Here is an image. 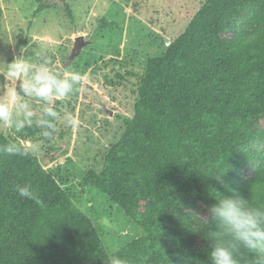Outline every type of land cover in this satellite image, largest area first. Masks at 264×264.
Returning <instances> with one entry per match:
<instances>
[{
  "label": "trees",
  "instance_id": "trees-1",
  "mask_svg": "<svg viewBox=\"0 0 264 264\" xmlns=\"http://www.w3.org/2000/svg\"><path fill=\"white\" fill-rule=\"evenodd\" d=\"M2 19L0 0V30ZM141 66L117 73L120 83L136 78L133 114L117 115L119 136L80 185L109 197L142 234L111 249L65 186L69 175L46 168L56 154L0 155V264H103L109 252L129 264H210L206 218L217 197L264 206V0H201ZM12 131L0 129V144L51 139L34 127ZM17 184H30L39 202ZM238 261L255 257L242 251Z\"/></svg>",
  "mask_w": 264,
  "mask_h": 264
},
{
  "label": "rangeland",
  "instance_id": "rangeland-1",
  "mask_svg": "<svg viewBox=\"0 0 264 264\" xmlns=\"http://www.w3.org/2000/svg\"><path fill=\"white\" fill-rule=\"evenodd\" d=\"M200 2L1 0L0 60L11 61L20 48L29 44L45 51L55 66L82 75L81 84L70 97L61 101L58 111L61 115L65 112L74 114L79 127L72 129L58 123L57 133L49 142H27L41 145L37 155L43 162L51 155H57L46 168L59 172L60 176L69 175L70 181L65 186L76 194L79 205L92 217L102 231L103 241L111 249L140 236L142 228L109 197L90 187L83 188L80 181L85 170L94 164V156L119 136L123 122L117 115L133 114L136 78L120 83L117 73L140 71L147 58L161 54L165 46L185 29ZM41 5L44 8L39 10ZM79 35L84 36V45L66 64L75 37ZM111 81L118 84L112 85ZM3 82L0 76V83ZM33 103L39 115L38 102ZM0 129L13 133L4 126ZM50 146L56 147L57 151L49 150Z\"/></svg>",
  "mask_w": 264,
  "mask_h": 264
},
{
  "label": "clouds",
  "instance_id": "clouds-1",
  "mask_svg": "<svg viewBox=\"0 0 264 264\" xmlns=\"http://www.w3.org/2000/svg\"><path fill=\"white\" fill-rule=\"evenodd\" d=\"M0 65L4 80L0 83V126L16 132L34 127L45 139L53 137L58 123L72 129L79 127L74 114L61 115L54 104L77 90L82 82L80 72L55 66L45 51L29 44L20 48L11 61L0 60ZM33 102H38L39 115ZM40 149L39 143L8 142L0 144V155L29 158ZM15 191L22 198L39 202L38 192L30 184H17ZM217 200L208 207L206 218L212 234L210 264H239L242 251L252 254L255 264H264V206H254L250 199L235 193L218 196ZM103 264H129V261L109 252Z\"/></svg>",
  "mask_w": 264,
  "mask_h": 264
},
{
  "label": "water",
  "instance_id": "water-1",
  "mask_svg": "<svg viewBox=\"0 0 264 264\" xmlns=\"http://www.w3.org/2000/svg\"><path fill=\"white\" fill-rule=\"evenodd\" d=\"M84 41H85V39H84L83 35H79V36L75 37V44L72 48V52H71L69 59H68L66 64L71 62L76 57V55L79 54V52L81 51V49L84 45Z\"/></svg>",
  "mask_w": 264,
  "mask_h": 264
}]
</instances>
